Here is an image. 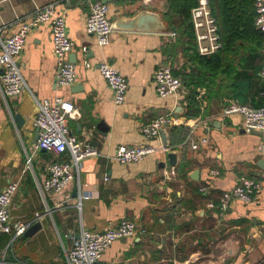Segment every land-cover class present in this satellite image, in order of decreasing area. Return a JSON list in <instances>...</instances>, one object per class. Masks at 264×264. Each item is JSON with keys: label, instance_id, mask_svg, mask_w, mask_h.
<instances>
[{"label": "crops", "instance_id": "0c3cea01", "mask_svg": "<svg viewBox=\"0 0 264 264\" xmlns=\"http://www.w3.org/2000/svg\"><path fill=\"white\" fill-rule=\"evenodd\" d=\"M97 1L102 0L0 4L3 39L28 24L37 8L54 4L76 44L69 59L77 72L72 86H58L51 26L43 23L28 33L20 57L26 90L17 98H5L0 92V193L9 183H19L11 206L13 232L0 235V264H67L65 251L83 229L105 231L123 219L148 232L116 241L98 264H264V189L255 203L234 202L226 212L210 206L218 205L240 177L264 183L260 152L264 133L246 131L240 115L222 116L231 101L255 108L264 105L261 49H243L233 63L222 60L203 86L179 77L184 89L162 98L153 75L160 63H169L167 52L177 40L176 31L164 21L168 0L108 3L112 22L147 9L160 13L167 29L165 33L113 30L105 45L86 29L91 4ZM101 63L126 77L129 89L123 104L114 102L100 73ZM181 69L190 73L189 66ZM56 97L78 110L69 121L72 135L90 142L101 155L85 159L65 190L43 197L37 185L46 178L48 162L55 156L35 149L39 134L34 119L39 103ZM190 110L194 117L188 116ZM168 112L174 113L175 122L166 128L170 138L166 147L162 137L147 140L141 128ZM192 144L199 146L193 149ZM120 146H152L155 151L138 163L121 164L115 159ZM169 153L177 155L175 166L169 163ZM68 157L64 153L58 159ZM80 192L90 196L81 207ZM21 223L26 231L16 235Z\"/></svg>", "mask_w": 264, "mask_h": 264}, {"label": "built area", "instance_id": "2783aa9c", "mask_svg": "<svg viewBox=\"0 0 264 264\" xmlns=\"http://www.w3.org/2000/svg\"><path fill=\"white\" fill-rule=\"evenodd\" d=\"M12 0H0V4L9 3ZM255 29L264 35V0H254ZM191 19L194 29L196 50L201 56H211L222 49V41L216 17L211 8V0H197V5L192 9ZM43 23L51 26V38L56 56V80L59 87H70L77 79L75 64L69 59V55L75 47V42L66 32V20L55 11L54 4L37 8L31 14V21L21 30L8 38L0 37V92L5 98H17L26 90L27 84L20 69V57L24 50L28 33ZM87 32L93 34L100 45H105L113 32L112 20L109 17V7L100 1L91 4L87 17ZM175 33L172 36L175 37ZM261 53L264 55V40L261 45ZM89 67L90 63H86ZM100 73L113 92L114 102L121 105L126 101L129 84L125 76L107 63L100 64ZM259 76L264 79V64ZM153 80L157 93L162 98L178 95L184 89L182 80L174 74L173 68L168 62L160 63L156 69ZM78 110L74 104L61 97L53 100L46 99L39 103V112L34 119V127L39 137L35 149L51 153L55 158L47 165V176L37 187L44 197L46 193H60L73 183L81 171V164L87 158L99 157L100 151L90 142L79 141L72 135L69 121L76 118ZM232 115H240L243 118V126L246 131H261L264 133V105L255 108L247 104L231 101L222 111L224 118ZM200 123L202 121L197 119ZM173 112L162 114L150 124L142 126L141 130L147 140L161 137V130L174 125ZM199 122L191 127V133ZM207 138L202 142L206 143ZM199 144H192L197 149ZM165 149V148H163ZM166 150V149H165ZM152 146H120L115 159L121 164L138 163L148 154L154 152ZM264 154V144L260 147ZM64 153L68 158L58 159ZM30 162V159L29 161ZM214 174L218 172L214 171ZM81 189V188H80ZM264 189V183L253 178L240 177L236 185L225 191L218 205L210 204L220 212H226L234 202L255 203L257 194ZM19 190L18 182L9 183L0 193V235L11 234V206L14 196ZM81 192L78 195L81 207L82 200L89 198ZM25 224L16 226V235H22L26 231ZM146 228L134 221L123 219L113 227L105 231H91L83 229L73 246L65 251L67 264H98L104 252L116 241L133 238L138 234H146Z\"/></svg>", "mask_w": 264, "mask_h": 264}, {"label": "trees", "instance_id": "16d2710c", "mask_svg": "<svg viewBox=\"0 0 264 264\" xmlns=\"http://www.w3.org/2000/svg\"><path fill=\"white\" fill-rule=\"evenodd\" d=\"M197 5V0H168V12L164 14V21L168 29L177 33L176 43L167 52L180 48L186 58L183 69L190 68V73L173 70L177 77L184 82L197 80L200 85L208 84L211 69L221 66L222 60L233 63L241 50L252 52L261 49L264 35L254 26L255 9L254 0H211V8L217 19L222 49L211 56H201L196 50L194 29L191 19L192 9ZM171 56V54H170ZM228 66V64L226 65ZM191 105L195 104L191 100ZM196 114L191 110L188 116ZM185 130L186 128H182Z\"/></svg>", "mask_w": 264, "mask_h": 264}, {"label": "water", "instance_id": "95a60500", "mask_svg": "<svg viewBox=\"0 0 264 264\" xmlns=\"http://www.w3.org/2000/svg\"><path fill=\"white\" fill-rule=\"evenodd\" d=\"M113 0H102L103 4L111 3ZM112 29L119 31H136L146 33H165L166 25L160 13L142 9L136 16L131 18L113 19ZM74 62V61H72ZM161 137L166 147H169V136L166 128L161 130ZM169 163L175 166L177 155L175 153L168 154ZM76 196V194H75Z\"/></svg>", "mask_w": 264, "mask_h": 264}, {"label": "rangeland", "instance_id": "374dc122", "mask_svg": "<svg viewBox=\"0 0 264 264\" xmlns=\"http://www.w3.org/2000/svg\"><path fill=\"white\" fill-rule=\"evenodd\" d=\"M168 58L173 70H181V67L187 62L180 48L174 50V52L170 51Z\"/></svg>", "mask_w": 264, "mask_h": 264}]
</instances>
